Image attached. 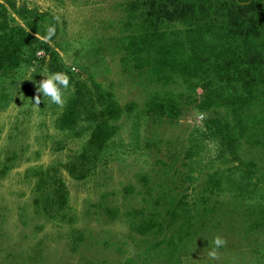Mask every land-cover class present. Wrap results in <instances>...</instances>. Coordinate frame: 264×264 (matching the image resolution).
I'll return each mask as SVG.
<instances>
[{"label":"rangeland","instance_id":"374dc122","mask_svg":"<svg viewBox=\"0 0 264 264\" xmlns=\"http://www.w3.org/2000/svg\"><path fill=\"white\" fill-rule=\"evenodd\" d=\"M247 1L0 0L8 25L29 34L19 48L0 50V264H264L262 135L240 147L242 160L254 162L242 195L232 199L224 186L213 192L203 227L195 213L189 228L185 211L195 202L201 210L205 173L227 166L212 162L217 145L203 135L205 114L185 105L202 92L187 71H223L227 43L242 51L248 33L264 73V8ZM205 40L220 54L206 51ZM52 72L68 77L64 104L41 98L34 107ZM75 79L87 87L80 103L70 101ZM105 94L121 110L110 118L111 136L89 144ZM157 94L183 111L169 118L165 106L152 117L145 104ZM257 103L264 113V99ZM69 110L74 118L61 123Z\"/></svg>","mask_w":264,"mask_h":264},{"label":"trees","instance_id":"16d2710c","mask_svg":"<svg viewBox=\"0 0 264 264\" xmlns=\"http://www.w3.org/2000/svg\"><path fill=\"white\" fill-rule=\"evenodd\" d=\"M253 2L254 0L247 1L249 4ZM257 2L264 8V0H257ZM213 16L214 14L212 13L209 15L210 18H213ZM204 25L205 31H208V28L213 26L208 22L204 23ZM242 25L240 26L242 27ZM245 27L248 26L246 25ZM233 29H235V26H233ZM243 32L247 33V29H244ZM27 36H29V34L21 28L8 25L6 13L3 11L0 12V50L5 49L7 46L14 50L19 48L18 46L27 38ZM247 36L249 39H252V36L248 33L245 38L242 37L245 46L247 47V49L246 47L245 49L243 48L242 51H240V45H237L238 42L235 43V47L229 46L227 43V56L229 59L228 61H225L223 71L220 69L217 72H210L208 64H205L202 67L199 64V62L202 63L203 61L202 57L199 62L195 60V71L199 69V66H201V70L196 71L193 75H189V72L187 71V68L189 67H187L188 65L185 63V65L180 68L182 71L186 67L187 76L189 77V80L187 81H191L189 82L191 86H199L202 90L198 97L196 95H189L185 105L189 104L190 101L196 109H199L203 115L205 114V117L202 120L203 127L205 128L203 135H206L208 140L217 145V155H215L212 162H214V165H227L220 168L221 171L219 172L212 171L211 173L207 171V173H205V181H203L202 184L203 194L201 195V201L199 199L201 210L197 209V202L193 203L191 207L187 206L185 210L188 214L187 219L188 216L191 218L189 219V222L186 220V224L188 223L189 228L194 224L193 220L196 218L194 216L195 213L200 216V219H198V222H201L200 226L203 227L205 225L207 214L209 211H212V207L215 209L214 204L217 202V200H215L216 202L213 203L211 209L207 206L213 192H221L225 187L231 193L232 199L243 194L240 185L243 180L251 178L253 172L250 166L254 164V162L242 160L241 155L239 154L240 147L242 146L243 141L250 146H253L262 141L259 138L261 135L264 137V113H256L254 111V108H258L257 102L264 99V91L261 87V84L264 83V73L261 72L263 70L260 69L261 62H258L256 59L253 60L250 57L252 46L246 42L245 39ZM213 42L214 41L211 40H205L204 46L202 47L208 52L220 54L221 49H218ZM160 50L162 56H166L167 58V48L162 47ZM173 56L174 54L172 53L171 58ZM172 60H174V58ZM169 64H171V60L169 61ZM216 64L217 63L214 62L212 65L215 66ZM239 64L242 65L241 68L239 67ZM262 65L264 67V62ZM231 68L234 69L235 73L231 72ZM75 83L76 90L70 101L78 100L77 102L80 103V87H87L83 80L75 79ZM237 83H239V87ZM170 94L172 95V93H169L167 96H170ZM111 95L112 94H110V97H112ZM101 98H103V102L106 100V103H102L104 109L101 110V115L95 119L93 130L87 141L89 144L105 142L106 139L111 136L114 127L110 123V118H112V115L116 112L121 110L119 104L109 100L106 94L105 97ZM169 99H167L166 105L162 102H165V100L159 94L151 96L145 104L147 112H149L152 117H157L160 112L156 113V111H163L162 108L167 106L166 111H163L161 114L165 113L169 118L174 117L176 113L177 115L180 114L183 111L184 105L177 100L175 101V98L173 97L170 101ZM129 105L135 107L134 103H129ZM105 110H108V115H105ZM70 111L71 110H69V112H63L61 123L64 124V122L71 121L74 118V115H72L73 112L70 113ZM262 145L264 146V142ZM234 170L240 172V174H238L239 177L237 178L234 176V178L230 175L229 178L232 177L234 180L231 178L230 181H227L226 179H229L227 178V175ZM236 180L239 182V185L237 186L238 188L234 187ZM224 181L231 182L232 187L223 184ZM167 211L169 212V209ZM176 211V208H173L169 213L174 216ZM192 211L193 214L191 213ZM197 228H194L193 231L197 230ZM192 232L189 231L190 236H192Z\"/></svg>","mask_w":264,"mask_h":264},{"label":"clouds","instance_id":"9594fccd","mask_svg":"<svg viewBox=\"0 0 264 264\" xmlns=\"http://www.w3.org/2000/svg\"><path fill=\"white\" fill-rule=\"evenodd\" d=\"M53 34V29L48 28L47 35L43 37V39L47 40ZM31 72H25L24 79H30ZM69 86V80L66 74L61 72H52L46 75V78L43 79L38 86V92L42 93L41 96H37L35 98V103L32 102L34 107H38L37 105L40 102L41 98H47L50 102L55 103L57 105L64 104L63 92L62 89L67 88ZM214 244L219 247L223 244V240L220 237H216L214 240ZM210 256L215 255V251L209 252Z\"/></svg>","mask_w":264,"mask_h":264}]
</instances>
